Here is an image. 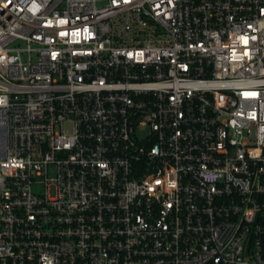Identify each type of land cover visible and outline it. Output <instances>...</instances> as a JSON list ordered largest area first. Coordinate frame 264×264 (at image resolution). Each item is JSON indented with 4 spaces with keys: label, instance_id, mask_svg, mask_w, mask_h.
Returning a JSON list of instances; mask_svg holds the SVG:
<instances>
[{
    "label": "built area",
    "instance_id": "obj_1",
    "mask_svg": "<svg viewBox=\"0 0 264 264\" xmlns=\"http://www.w3.org/2000/svg\"><path fill=\"white\" fill-rule=\"evenodd\" d=\"M0 264H264V0H0Z\"/></svg>",
    "mask_w": 264,
    "mask_h": 264
},
{
    "label": "snow or ice",
    "instance_id": "obj_2",
    "mask_svg": "<svg viewBox=\"0 0 264 264\" xmlns=\"http://www.w3.org/2000/svg\"><path fill=\"white\" fill-rule=\"evenodd\" d=\"M245 95H255V93H245Z\"/></svg>",
    "mask_w": 264,
    "mask_h": 264
},
{
    "label": "rangeland",
    "instance_id": "obj_3",
    "mask_svg": "<svg viewBox=\"0 0 264 264\" xmlns=\"http://www.w3.org/2000/svg\"><path fill=\"white\" fill-rule=\"evenodd\" d=\"M51 174H52V172H51Z\"/></svg>",
    "mask_w": 264,
    "mask_h": 264
}]
</instances>
